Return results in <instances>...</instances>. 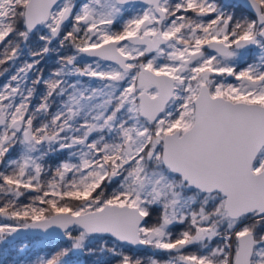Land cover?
<instances>
[{
    "label": "snow or ice",
    "instance_id": "obj_1",
    "mask_svg": "<svg viewBox=\"0 0 264 264\" xmlns=\"http://www.w3.org/2000/svg\"><path fill=\"white\" fill-rule=\"evenodd\" d=\"M0 78V264H264V0H0Z\"/></svg>",
    "mask_w": 264,
    "mask_h": 264
},
{
    "label": "trees",
    "instance_id": "obj_2",
    "mask_svg": "<svg viewBox=\"0 0 264 264\" xmlns=\"http://www.w3.org/2000/svg\"><path fill=\"white\" fill-rule=\"evenodd\" d=\"M52 63H54V61H49V64L51 65ZM33 242H35V241H33Z\"/></svg>",
    "mask_w": 264,
    "mask_h": 264
},
{
    "label": "flooded vegetation",
    "instance_id": "obj_3",
    "mask_svg": "<svg viewBox=\"0 0 264 264\" xmlns=\"http://www.w3.org/2000/svg\"><path fill=\"white\" fill-rule=\"evenodd\" d=\"M0 80H2V78H0Z\"/></svg>",
    "mask_w": 264,
    "mask_h": 264
}]
</instances>
